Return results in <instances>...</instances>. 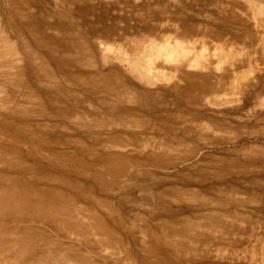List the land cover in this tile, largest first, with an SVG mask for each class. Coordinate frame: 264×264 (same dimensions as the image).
<instances>
[{"label": "rangeland", "instance_id": "374dc122", "mask_svg": "<svg viewBox=\"0 0 264 264\" xmlns=\"http://www.w3.org/2000/svg\"><path fill=\"white\" fill-rule=\"evenodd\" d=\"M50 1L51 10L61 8ZM136 2L152 8L142 10L151 33L131 7L120 5L112 15L132 14L128 30L89 40L98 65L108 56L127 84L154 92L151 104L127 99L117 107L113 94L105 100V85L65 81L57 50L39 61L31 49L25 59L22 77L47 90L39 101H25L30 83L13 81L14 75L0 81V120L29 123L45 142L12 146L29 161L14 177L5 168L21 163L0 156V235L9 236L3 264L29 257L36 264H264V157L246 150L264 142L255 138L264 137V0ZM152 43L158 47L150 52ZM136 59L140 66L132 69ZM184 71L210 74L208 81L225 91L199 100L195 92V100L159 94L183 85ZM0 144L11 152L1 133ZM22 231L29 234L24 241Z\"/></svg>", "mask_w": 264, "mask_h": 264}, {"label": "bare ground", "instance_id": "6f19581e", "mask_svg": "<svg viewBox=\"0 0 264 264\" xmlns=\"http://www.w3.org/2000/svg\"><path fill=\"white\" fill-rule=\"evenodd\" d=\"M79 1H83L85 3L86 0H59V3L61 2L59 4L61 8L55 11V10H51L52 8L47 7V4L51 3L50 0H0V47H1L0 50L8 48L7 51L8 52L10 51L9 55L11 56L13 54L14 61H13L12 65L15 66L14 67L15 70L13 72H11V73H12V75L14 74V77L16 76V74L17 75L20 74L21 78L18 77L19 75L17 76V79H19L20 82H23L22 81V74L23 73L22 72H17V70H16V67H17L16 64H15L16 58L18 56H20L19 54L21 53V51H25L24 54L29 53V55L31 56L32 47H29L31 43H38V47H40V50L43 48V49H45L46 52H49V54H45V58H47V56H49L50 54H54L55 50H58L60 52V55H59V58H58L59 59L58 65H59L60 72L62 74H64L63 76L65 77V79H67L65 81H68V82L69 81L82 82L85 85V87H88L89 85L92 84L90 81H96V79H99V80L103 79L102 78L103 73H101V70H98V71L96 70V68L100 67L101 65H98V59L96 57L97 53L95 54V47L93 46V44L91 43V41L89 39L86 38L85 42L82 40L83 39L82 36L86 37V34H88L87 37H89V35H91L94 32V31L92 32L93 27H92V24H91L90 16H88V14H87V11H92V9H91V7H89V8L85 7L86 8L85 11L83 9H81V7H78V8L75 7L74 9H72L68 5V3H76V2H79ZM138 6H140V5H138ZM47 14H50V16L54 17L55 20L53 21V19H52L51 22H46L47 19L45 20V18L47 16ZM61 14L73 17V22L71 21L70 23H66L64 21V19L61 18V16H60ZM75 18H77V19L81 18V23L80 24L77 23ZM41 20L45 21V23L43 22V25L46 28L45 36H44V32L43 31L40 32L39 29H38V24H40V26H41ZM27 21H29V24L27 23ZM140 21H145V23L147 22L145 19H140ZM60 22H61V24H60ZM59 25H61L62 36H61V38L59 40H56V37H55L54 33H52V30L54 31V28L58 27ZM32 28H33V30H32ZM128 28H129V24H126L125 27H124L125 32L128 30ZM47 29H49V31L51 30V33L48 32ZM117 29H118V25L116 23H113V22L110 23V24L105 23V30H110L111 32L115 33V32H117ZM145 29H147L149 31L152 30L151 28H149L147 23H146ZM186 30H187V28L185 26L184 31H186ZM56 42L58 43L57 46H56ZM157 47L158 46L156 45V43L150 44L149 45L150 52L152 50H154V48H157ZM169 47H170V44H169ZM187 53H189V52H187ZM1 54L2 53H0V59H2V58L6 59L5 57L1 56ZM73 54H76V55L73 56ZM220 54L222 55V53H220ZM224 55L226 56V54H224ZM51 58H53V57H51ZM108 59H109L108 56L105 57V62L108 63ZM136 60L137 61L132 64L133 67L131 66L132 69L133 68L137 69L140 66V59H136ZM148 61L149 60H147V62ZM47 63H48V61H47ZM107 63L105 64V73L104 74H105V85L108 84L110 86L109 90H108V95L113 94V96L116 97L117 99H118V96H120L121 102H122V100H127V99H131V101H134L133 97H137L139 95L140 97L137 99L138 102L142 103L143 100H146V102L151 104L152 98L153 99L155 98L154 95H153L154 92L152 90L136 89L135 86L133 87L132 85H130V83L127 84L128 81H127V78L125 77L124 73L122 71H119L118 67L112 66V65H108ZM185 63H186V65L189 68L190 66H194L195 59L193 58L192 60H190V59L186 58L185 59ZM129 65H131V64H129ZM72 66L76 67V72L74 74L70 70L72 68ZM67 67H69V70H68ZM88 68H90V69H88ZM40 69H43V68H40ZM55 69H56V67H55ZM86 69H88V70H86ZM145 69H146V67H145ZM175 69H177V68H175ZM43 72H45V71L43 70ZM39 73H41V72H39ZM45 73L47 74V72H45ZM138 73H140V72H138ZM1 74L2 73L0 72V75ZM207 75L211 76L210 74L198 73L196 71H193V72L184 71V73L182 75V77H183L182 79L184 80V84L183 85L177 86V88L174 89V90L168 89V88L167 89H163L162 91L159 92V94L163 95V96H166V95H170L171 93H173L174 96L172 95L171 97L175 98L176 101H177L178 99H185V98L189 99V100H195L194 94H193L194 92L197 95L196 100H199L200 98L208 97L211 94H213L214 96H217L221 92L225 91V88L220 83H216V82L215 83H210V81H208L209 77ZM46 77H47V75H46ZM199 77L201 79H203L204 81L198 84V81H195V79H198ZM55 78L56 77H52V80L54 81ZM151 80L152 79H150V82H151ZM26 82H27V80H25V83ZM26 88L28 89V92L25 93V95H24L25 101L29 100L30 97L32 99H34L35 101H39L40 97L43 95V92L41 90H44V89L41 88V86L40 87H35V88H31V87H27L26 86ZM44 88H46V87H44ZM0 90H1V88H0ZM2 91L3 90H1V92ZM60 95L65 96V95H63L62 92H60ZM11 96H13V95L11 94ZM19 96H18V98H19ZM21 98L22 97H20V100L22 101ZM77 98H80V97H77ZM1 99H3V98H1ZM6 99L9 100V97H7ZM0 102H1V100H0ZM23 102H24V100H23ZM5 103H7V102L5 101ZM1 105H3V104H1ZM12 106L14 107V105H11L10 108H12ZM25 106H26V108H29V107H27L26 104H25ZM36 106H38V105H36ZM21 107H22V105H20V108ZM158 114H160V113H158ZM142 115H144V114H142ZM154 116H156V115H154ZM27 117H29V116H27ZM25 120H28V119H25ZM16 121H17L16 118H14V119L13 118H8V119L5 118V119L0 120V133L3 134L5 137H8L9 141H11V144H12L11 146L9 145L10 149H11V152L10 151L9 152L11 154L8 151L3 150L2 149L3 147L0 146V156L3 155L2 154V151H3L6 154V156L9 157V160L7 162L3 161L4 163H21L19 166L17 165V168H15V166H13L12 168H11V166L5 168L6 174H8V175H10L12 177H14V175H15L13 172H17L16 174H18V173L21 174L22 172H24V170H27L26 169V165L27 164L24 165V163H28L29 162V161L28 162L25 161L26 159L24 160V158L22 157V154H20L12 146H14L15 144H17V145H20V144H23V143L27 144L28 143L27 142V138L28 137L31 138L32 129H34L26 121L25 122L28 124L26 126H25V124L23 126V122L24 121H20V122H16ZM36 122L38 123V121H36ZM10 130H16V131L11 134V133H9ZM28 134H30V135H28ZM254 135H257V134H254ZM25 136H26V139L24 138ZM255 138L264 139V137H260L259 135L255 136ZM231 139H235L233 141H239L240 136L235 135ZM258 141H255L253 144L248 145V147H250V148L246 149V150L248 152L253 151L254 152V155H253L254 157L262 159L264 157V142H260V141L258 142ZM11 157H12V159H11ZM261 163H262V161H261ZM27 167H29L32 171L39 170V167H36V166L29 165ZM11 169H12V171H11ZM10 172H11V174H10ZM42 177H44V176H42ZM53 180H54V178H53ZM53 180H52V182H53ZM1 194H2V192H1ZM3 195H5V194L3 193ZM54 196H56V195L54 194ZM170 196L172 197V195H170ZM5 197H6V195H5ZM8 197H6V198H8ZM6 210H7V208H6ZM10 210H12V208H10ZM20 212L21 211H19V213ZM3 213H4V211H3ZM8 214H6V215H8ZM29 214H31V213H29ZM17 215H18V213H17ZM26 215H28V214H26ZM13 217H10V218L13 219ZM21 217H24V216H21ZM30 217H31V215H30ZM32 218H34V217H32ZM20 234H24V235H21V239L23 241H24L25 238L27 239L29 237V234L27 232H23L22 231V232H20ZM7 237H9V236L5 235V237H2L0 235V257H1V254L5 253V251H6V248L3 246V244L8 242ZM81 254H83V253H81ZM8 257H9V260H13L12 262L17 260L16 259L17 257L14 254L8 253ZM28 259L29 260H27L25 258H22L20 261H17V262H20L21 264H36L34 262V260L30 261V257ZM0 264H3V262L0 261ZM5 264H7V262ZM9 264H11V263H9Z\"/></svg>", "mask_w": 264, "mask_h": 264}, {"label": "crops", "instance_id": "0c3cea01", "mask_svg": "<svg viewBox=\"0 0 264 264\" xmlns=\"http://www.w3.org/2000/svg\"><path fill=\"white\" fill-rule=\"evenodd\" d=\"M136 1L137 0H115V1L105 0V2H104L105 7L93 6V5H91V0H86L85 3L83 1H79V2H76V3H68V5H69V7H71L70 5H74V7H71L72 9H74L75 7H77V8L81 7V9H83L84 11L86 10V8L91 7L92 11H87V14H88V16L95 15L93 20H91V24H92V27H93L92 32L93 31L94 32L91 35H89V36H97L98 35V36L105 37V39L109 40L114 35L120 34L121 32L125 33L124 27H125L126 24H129L128 21L130 20V17L132 16V14L131 15L124 14L122 16L115 17L114 15H112V9L113 8H116V7L120 6V5L129 6V7H131L133 9L136 18L139 16L140 19H145L147 21L148 14L152 13L151 6L150 5H146L145 7L143 5L138 6L140 3L136 2ZM104 4H100V6H103ZM97 10H101L100 11L101 13L96 14ZM142 10H145V11L147 10L146 13L148 12V14L145 15ZM60 16H61L62 19H64V17L66 15H62L61 14ZM70 18L73 19V17H70ZM75 19H76L77 23H79V24L81 23V18H78V19L75 18ZM112 22L116 23L118 25L117 32H115V33L111 32L110 30H105V23L110 24ZM27 23L29 24V21H27ZM60 24H61V22H60ZM38 29H39L40 32L43 31V29L41 28L40 24H38ZM32 30H33V28H32ZM61 30H62L61 29V25H59L58 27L54 28V31H55L54 35L56 37V40H59L61 38V36H62ZM43 32H44V36H45V33H46V28L45 27H44V31ZM144 32L145 33L146 32L147 33H151L152 30L149 31L147 29H144ZM87 36H88V34H86V37L82 36V38H83L82 40L84 42H85L86 38L89 39V37H87ZM57 45H58V43L56 42V46ZM29 47H32V49L36 52V54H35L36 60L40 61V58H44L45 57V53H42V52L38 51V50H40V47H38V43H31ZM7 49L8 48L0 50V53H2L1 56L6 58V59H4V58L0 59V72L2 73L0 75V81H3L4 79H11V76H12L11 72H13L15 70V68H14L15 66L12 65L13 61H14V56H13V54L10 56L9 55L10 51L8 52ZM24 52L25 51H21V53L19 54L20 56H18L16 58V62H15L16 66H17L16 67L17 72H22L23 73L22 75H24L25 70L27 68V64H28L25 59H29V57H30L29 53L24 54ZM28 62H30V61H28ZM96 70L97 71L101 70V73H103V76H102L103 79H101V80L96 79V81H90L92 84L88 86L89 88H95V86H101V88H103V86L105 85V74H104L105 73V66L101 65L100 67H97ZM59 71H60V69H59ZM35 73H37V72H35ZM13 78H14V79H12L13 81H15V80L19 81V79H15V77H13ZM34 79L36 81L40 80L39 78H36V77H34ZM25 80H27L26 83L32 82L28 77L27 78L22 77V81L25 82ZM105 86H106L105 87V96H106L105 100H107V99H110V96L108 95V90H109L110 86L108 84L105 85ZM27 87L35 88V87H40V86H39V84H38V86H34V85L32 86L31 83H30ZM5 96H7V95H5ZM72 96H74V95H72ZM112 97H114V96H112ZM139 97H140L139 95L137 97H133L134 102L140 103V102L137 101V99ZM77 100L79 101V98H77ZM121 103L122 102H121L120 96H118L117 107L121 106L122 105ZM141 104L142 103H140V105ZM28 135H30V134H28ZM24 138L26 139V136ZM42 141H43L42 140V136H40V135L34 136V134H32V133H31V138L30 137L27 138V142H28L27 144L33 143V145L34 144L35 145H44L42 143H45V142H42ZM52 150L55 151V149H52Z\"/></svg>", "mask_w": 264, "mask_h": 264}]
</instances>
